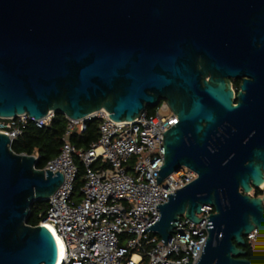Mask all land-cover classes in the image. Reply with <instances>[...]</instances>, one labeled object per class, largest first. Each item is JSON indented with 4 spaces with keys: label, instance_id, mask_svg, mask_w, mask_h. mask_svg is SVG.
Masks as SVG:
<instances>
[{
    "label": "water",
    "instance_id": "obj_1",
    "mask_svg": "<svg viewBox=\"0 0 264 264\" xmlns=\"http://www.w3.org/2000/svg\"><path fill=\"white\" fill-rule=\"evenodd\" d=\"M257 43L264 0H0V116L103 108L129 121L166 100L178 122L164 133L156 183L181 166L196 177L143 232L166 244L179 216L199 222L212 205L195 264H251L242 247L253 228L264 232V192H246L264 182V107L248 81L233 105L227 79L249 70ZM10 143L0 133V264H55L51 233L26 218L63 173L37 170Z\"/></svg>",
    "mask_w": 264,
    "mask_h": 264
},
{
    "label": "built area",
    "instance_id": "obj_2",
    "mask_svg": "<svg viewBox=\"0 0 264 264\" xmlns=\"http://www.w3.org/2000/svg\"><path fill=\"white\" fill-rule=\"evenodd\" d=\"M154 108L151 113L145 108L129 121L114 120L103 108L78 119L66 117L68 124L58 154L42 168L35 164L37 170L58 171L64 176L49 196L39 221L50 225L62 240L59 264H195L198 260L207 237V216L215 212L212 205H204L196 213L198 218L205 217L199 222L179 216L166 244L152 231L143 232L158 219L156 206L196 177L191 169L181 166L156 183V171L164 159V133L178 119L166 100ZM167 110L170 113L164 114ZM53 115L49 110L36 119L26 113L0 116V133L12 143L28 121L39 127L50 126ZM94 119L100 120L96 141L87 148L71 144L69 135L81 133L85 124ZM27 155L37 163L36 152ZM76 161L85 167L80 199L72 197ZM104 163L107 166L103 167ZM257 189L260 193H256ZM263 192L264 182L246 194L262 197ZM244 238L251 264H264V232L253 228Z\"/></svg>",
    "mask_w": 264,
    "mask_h": 264
},
{
    "label": "trees",
    "instance_id": "obj_3",
    "mask_svg": "<svg viewBox=\"0 0 264 264\" xmlns=\"http://www.w3.org/2000/svg\"><path fill=\"white\" fill-rule=\"evenodd\" d=\"M149 113L154 111V107H146ZM68 120L62 113H54L50 126H37L34 122L28 121L21 135L15 138L10 148L15 153L38 154L36 166L42 168L45 164L55 157L63 143L62 137L66 131ZM99 119H94L85 124L81 133L72 132L69 135V141L75 147L87 148L91 143L96 141L99 135ZM77 173L73 181L72 197L80 199L81 188L84 183L85 167L81 161H76ZM99 166V162L97 163ZM101 166V165H100ZM102 166H107L106 163ZM256 193H260L257 189ZM48 201H34L30 207L29 215L26 218V224L30 226L39 225L41 220L40 213L45 211ZM246 252L245 257L250 258V249L247 244L242 247Z\"/></svg>",
    "mask_w": 264,
    "mask_h": 264
},
{
    "label": "flooded vegetation",
    "instance_id": "obj_4",
    "mask_svg": "<svg viewBox=\"0 0 264 264\" xmlns=\"http://www.w3.org/2000/svg\"><path fill=\"white\" fill-rule=\"evenodd\" d=\"M250 59L252 64L245 74L232 76L227 79L232 91V104L236 105L239 101L240 93L246 92V90L242 88V84L248 81L249 90H251L250 95H257L258 97H255V103H261V106L264 107V43L256 44ZM253 63L257 66H254Z\"/></svg>",
    "mask_w": 264,
    "mask_h": 264
},
{
    "label": "bare ground",
    "instance_id": "obj_5",
    "mask_svg": "<svg viewBox=\"0 0 264 264\" xmlns=\"http://www.w3.org/2000/svg\"><path fill=\"white\" fill-rule=\"evenodd\" d=\"M43 226L48 229V231L51 233V235L55 241L56 248H57V257H56L55 264H59L61 261V258H62V248H63L62 240L59 237V235L54 232L53 228L50 225L43 224Z\"/></svg>",
    "mask_w": 264,
    "mask_h": 264
},
{
    "label": "rangeland",
    "instance_id": "obj_6",
    "mask_svg": "<svg viewBox=\"0 0 264 264\" xmlns=\"http://www.w3.org/2000/svg\"><path fill=\"white\" fill-rule=\"evenodd\" d=\"M169 113H170V110H167V111L164 112V114H169Z\"/></svg>",
    "mask_w": 264,
    "mask_h": 264
}]
</instances>
